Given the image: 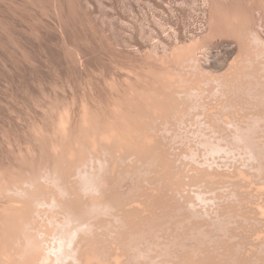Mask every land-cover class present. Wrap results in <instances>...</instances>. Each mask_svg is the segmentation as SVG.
Instances as JSON below:
<instances>
[{
    "label": "bare ground",
    "instance_id": "1",
    "mask_svg": "<svg viewBox=\"0 0 264 264\" xmlns=\"http://www.w3.org/2000/svg\"><path fill=\"white\" fill-rule=\"evenodd\" d=\"M239 5L233 0L215 11L221 23H236L230 32L240 36L242 45L230 44L227 52L246 50L242 39L248 35L246 42L261 44L262 60L256 63L254 55L252 67L236 65L215 79L217 90L212 85L211 94L206 91L208 98L218 93L214 98L219 102L224 96L223 106H214L227 111L214 112L209 105L214 98L202 102L205 86H175L188 80L182 72L179 80L166 65L154 77L156 85L143 91L139 76L132 90L123 91L119 111L88 102L83 110L64 109L57 128L46 125L36 133L40 145L34 150L47 154L49 166L38 169L35 159L28 169L0 162V264H263L264 142L256 136L264 134L256 132L264 114L254 112L247 127L241 116L253 99L264 106L262 82H254L257 75L264 77V32L255 25V1L248 0L246 17ZM181 49L188 51L186 61L195 63L185 66L188 71L206 70L199 58L203 48ZM244 85L246 99L252 98L246 100L249 107L239 101ZM165 88L169 96L161 97ZM253 102L249 109L257 106ZM181 107L197 111V121L177 120L178 128L170 133L168 118L178 117ZM181 143L190 152L177 146ZM97 149L103 153L92 155ZM86 152L91 157L79 161ZM178 174L181 179L162 181ZM118 181L130 185L123 189L126 185ZM186 185L197 189L184 194ZM221 236L241 240L235 250L221 252L220 241L226 238Z\"/></svg>",
    "mask_w": 264,
    "mask_h": 264
},
{
    "label": "rangeland",
    "instance_id": "2",
    "mask_svg": "<svg viewBox=\"0 0 264 264\" xmlns=\"http://www.w3.org/2000/svg\"><path fill=\"white\" fill-rule=\"evenodd\" d=\"M237 1L240 3L241 15L246 17L248 0ZM254 1L257 13L255 25L264 32V0ZM231 2L233 0H0V162L28 169L35 159L36 168L49 166L47 154L40 149L36 152L34 150L40 145L35 139L36 133L41 132L46 125L57 128L59 115L64 114V109L79 110L81 107L83 110L88 102L98 103L107 110L119 111L124 92L137 85L139 76H143L144 91L145 88L156 85L157 78L154 77L165 71L166 65L173 67V74L179 80L180 72L184 74V80H188L175 86L195 87L197 84L201 88L205 86L204 90L209 88L202 92L203 99L207 92L210 95L211 90L218 89L216 82L224 74L228 75L238 67H252L250 61L254 55L255 62L261 61L262 57L257 50L260 43L257 44L255 40L246 42L248 35L244 37L246 41L242 39L246 50L241 46L233 54L227 52L230 44L242 45L240 36L236 37L230 32L231 25L236 23H221L216 19L215 11L223 5L230 6ZM185 45L203 48L199 58L206 70L202 72L189 68L188 71L185 68L186 65L189 67L195 64L193 60L186 61L190 56L187 50L181 49ZM236 65L238 67L235 68ZM255 70L257 74L263 73L259 68ZM256 77L258 79H253L254 82L261 81L260 87L264 89V77ZM244 78L241 77L240 80L245 81ZM235 81H231L232 85ZM247 86L246 88L249 87ZM167 89L161 91V97L169 96ZM242 89H245V85ZM246 91L248 90L240 93L243 99L239 101H244L241 106L249 105L251 108L253 101L257 103L253 102V105L257 106L254 109L244 108L247 111L242 112L241 117L245 121L241 120L243 126L247 120H255L254 112L264 114V106L258 103L261 101L253 99L251 102L249 99L252 98L246 99ZM217 95L215 92L210 98L206 96L207 99L205 97L202 102L209 103ZM223 98L225 100L224 96L219 100L224 101ZM246 100L251 103H246ZM221 102L215 100L209 105H213L214 112L217 109V113L227 111L226 108L215 107L223 106ZM229 110L235 111L236 108L230 107ZM194 111L181 107L178 117L177 114L170 116L168 119H172L171 125L166 124V127L172 129L170 133L178 128L177 120L197 121V111ZM247 114L253 118L250 119ZM218 116L220 115L214 117L221 119ZM262 119L257 135L264 134V116ZM226 126L231 128L230 125ZM259 136H256L258 142L263 143L264 136ZM179 145L184 146L182 143L177 144ZM184 147H188L190 152L189 145ZM102 153L97 149L92 155ZM90 157L86 152L78 160L83 162ZM179 158L186 160L185 155H180ZM226 169L233 170L229 167ZM161 178L163 182L170 183L173 179H181V175ZM185 180L189 182V178ZM118 185H126L123 188L126 189L130 183L118 181ZM186 187L184 186L187 190L184 194H187L188 189H197L188 185ZM222 237H226L224 242ZM221 238V252L224 249L227 252L235 250L233 245L236 246L237 241L241 240L228 236ZM255 248L257 249L256 246ZM262 253L264 257V251Z\"/></svg>",
    "mask_w": 264,
    "mask_h": 264
}]
</instances>
